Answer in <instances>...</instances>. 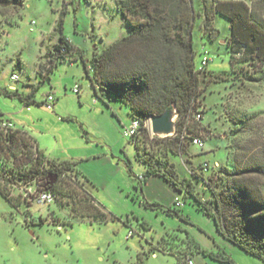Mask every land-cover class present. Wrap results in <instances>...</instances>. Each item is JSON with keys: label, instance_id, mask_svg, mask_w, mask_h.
I'll return each mask as SVG.
<instances>
[{"label": "rangeland", "instance_id": "1", "mask_svg": "<svg viewBox=\"0 0 264 264\" xmlns=\"http://www.w3.org/2000/svg\"><path fill=\"white\" fill-rule=\"evenodd\" d=\"M243 1L250 5L253 0ZM193 4L195 65L208 57L207 73L200 77L213 78L210 71L224 73V80L202 82L197 102L203 111V146L187 144L175 162L181 177L192 178L190 170L204 180L213 178L219 187L224 184L223 168L264 163V70L258 63L231 65L229 20L213 11L208 23L214 33L205 31L198 2ZM60 19L63 34L87 59L129 33L114 0H23L21 6H0V86L14 85L24 93L35 90L30 104L0 95V112L48 158L80 161L78 180L69 176L59 182L66 196L58 202L12 206L0 195V264H180L174 253L157 249L164 243L168 251L191 253L195 264H222L204 257L196 245L206 251L234 248L236 264H264L227 242L212 218L172 184L155 175L146 181L136 178L146 167L131 137L124 136L132 121L128 109L107 94L104 99L96 96L80 60L60 61L44 78L40 62L58 41L55 26ZM13 73L20 77L17 82L10 79ZM48 94L55 96L53 109L43 104ZM140 145L144 152L159 154L171 141L147 139ZM204 161L216 169L201 174ZM191 180L202 188L201 181ZM81 187L94 198L101 210L98 216L84 215L89 210ZM176 196L185 201L179 208L183 218L164 209L174 205ZM129 230L133 234L128 236Z\"/></svg>", "mask_w": 264, "mask_h": 264}, {"label": "trees", "instance_id": "2", "mask_svg": "<svg viewBox=\"0 0 264 264\" xmlns=\"http://www.w3.org/2000/svg\"><path fill=\"white\" fill-rule=\"evenodd\" d=\"M195 1L204 18V24L200 27L205 31L213 32L209 25V13L213 11L229 20L226 46L231 65L233 61L248 66L258 63L262 64L264 70V0H253L250 5L243 0H211V6L208 5V0H114L129 26L127 35L101 51L93 52L87 59L84 50L63 34L60 19L55 26L59 32L58 41L49 48L45 62H40V65L44 78H47L58 62L80 60L96 96L104 99L107 94L125 105L131 118L140 122L139 131L131 140L137 149V158L143 162L146 171L136 178L140 181H146L152 175L163 178L184 198H190L198 210L210 216L217 232L225 240L264 262V163L238 166L233 170L223 168L220 179L224 184L219 187L213 185V178L204 180L188 169L192 178L202 182L201 189L195 186L192 178L181 177L176 166L178 153L184 152L187 144L193 143V138L202 141L199 137L202 127L195 118L196 114L203 113L197 102L202 82L224 80V73L210 71L209 75L213 78H203L207 73L208 57L206 65L201 69V62L198 66L195 65L192 40L197 15L193 4ZM21 5L23 0H0L2 7ZM212 32L210 35L216 36ZM201 74L204 76L200 77ZM34 91L24 93L16 86H0V95L18 99L24 104L34 102L31 97ZM170 105L177 114L173 134L164 137L151 135L146 121L151 116L161 114ZM3 117L0 112V120ZM165 138L171 141V145L163 153L144 152L140 145L147 139ZM203 143L202 141V146ZM6 151L9 156L4 161L0 159V195L12 206L30 204L10 194L7 184L13 183L15 179H37L42 189L57 194V202L66 196L63 185L59 183L62 182L61 175L69 174L74 180H78L79 170L76 165L80 161L53 160L40 151L34 156L32 144L24 135L13 132L3 136L0 133V154L6 156ZM214 169L216 168L210 167L206 161L199 167L201 174ZM4 174H9L12 178L6 179ZM81 189L85 209L89 210L84 215L98 216L101 210L94 206V198L86 188ZM145 205L163 207L157 202H146ZM164 209L183 218L175 205ZM39 223H42L41 220ZM194 247L214 260L236 264L224 248L206 251L198 245ZM157 249L174 253L180 264H187L188 259L192 260L191 253L185 255L168 251L166 243L159 245ZM154 253L153 251L152 254Z\"/></svg>", "mask_w": 264, "mask_h": 264}, {"label": "built area", "instance_id": "3", "mask_svg": "<svg viewBox=\"0 0 264 264\" xmlns=\"http://www.w3.org/2000/svg\"><path fill=\"white\" fill-rule=\"evenodd\" d=\"M207 61H208V58L204 56L201 60L200 69L206 65ZM10 79L12 82H15L19 79V75L17 73H13V74H11ZM10 88H14V86L11 85ZM73 91L78 92V88L74 87ZM54 103H55V96L52 94H48L44 100V105L48 109H53ZM195 118L199 120L201 118V115L198 113L195 115ZM149 121H150V118H148V120L145 123L148 128H149V126H148ZM139 128H140L139 120L138 119H132L130 126L124 130V136L132 137V136L136 135L139 131ZM149 131H150V128H149ZM13 132L26 136L32 144L33 155L37 156V154L39 153L40 150L37 148V146L34 145L31 138L28 137L27 135H25L24 133L18 131L16 129V125L12 119H10L8 117L1 118V120H0V133L3 136H7L8 134L13 133ZM150 134L152 135L151 131H150ZM192 142L199 145V146H202V141L199 138H193ZM6 153H7L6 156H4V154H0L1 161L6 160V158L9 156V152L6 151ZM4 175H5L4 177L6 179L12 178L9 174H4ZM65 177H69V174L68 175L62 174L60 177V180H63V178H65ZM2 182L4 183V181H2ZM39 183L40 182L37 179H31L28 181L21 180V179H19V180L15 179V181H13V183L8 182L7 187H8V190L12 196L18 197L19 199H21L24 202L32 203L33 201H37L39 203L50 204L53 201H56L57 194H55L51 191L42 189V187L39 185ZM173 203L178 208H181L182 205L184 204L182 199L177 197V196L174 198ZM132 234H133V231L129 230L128 236L132 235ZM187 264H193V261L188 259Z\"/></svg>", "mask_w": 264, "mask_h": 264}, {"label": "water", "instance_id": "4", "mask_svg": "<svg viewBox=\"0 0 264 264\" xmlns=\"http://www.w3.org/2000/svg\"><path fill=\"white\" fill-rule=\"evenodd\" d=\"M176 116L175 108L172 105L168 106L161 114L150 117V131L152 134L159 136L173 134L176 126Z\"/></svg>", "mask_w": 264, "mask_h": 264}, {"label": "crops", "instance_id": "5", "mask_svg": "<svg viewBox=\"0 0 264 264\" xmlns=\"http://www.w3.org/2000/svg\"><path fill=\"white\" fill-rule=\"evenodd\" d=\"M19 79H20V77H19ZM11 119V118H10ZM15 123V122H14ZM37 148L44 154V152H43V150L42 149H40L39 148V145H37ZM47 157V156H46ZM50 159V158H49ZM54 160V159H53ZM67 160H70V161H79L78 160V158H71V159H67ZM80 160H82V159H80ZM77 166V165H76ZM175 198V197H174ZM174 200V199H173ZM227 241V240H226ZM228 242V241H227ZM230 243V242H229ZM231 244V243H230ZM231 245H233V244H231ZM233 246H235V245H233ZM235 247H237V246H235ZM226 249V251H228L230 254H231V256H233V254L236 252V250H234V248H230L229 249V247H225ZM238 248V247H237ZM240 251H242V253H244V254H246V255H248V256H251V255H249V254H247V253H245L243 250H241L240 248H238ZM199 252V251H198ZM153 255H156L155 253L153 254ZM202 255L204 256V257H207V258H209V259H211V260H213V261H217V260H214V259H212V258H210L209 256H207V255H204L203 253H202ZM237 255H239V256H242V254H240V253H237ZM243 257V256H242ZM251 257H253V256H251ZM191 258H192V255H191ZM254 258H256V257H254ZM235 260V259H234ZM192 261H193V264H195L194 263V260L192 259ZM261 261V260H260ZM217 262H219V263H222V264H227V263H224V262H220V261H217ZM236 262V261H235ZM264 263V262H263ZM205 264H206V262H205Z\"/></svg>", "mask_w": 264, "mask_h": 264}]
</instances>
